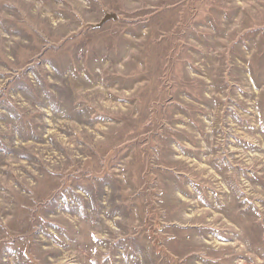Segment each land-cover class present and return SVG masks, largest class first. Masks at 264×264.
<instances>
[{"label":"rangeland","instance_id":"obj_1","mask_svg":"<svg viewBox=\"0 0 264 264\" xmlns=\"http://www.w3.org/2000/svg\"><path fill=\"white\" fill-rule=\"evenodd\" d=\"M0 264H264V0H0Z\"/></svg>","mask_w":264,"mask_h":264}]
</instances>
